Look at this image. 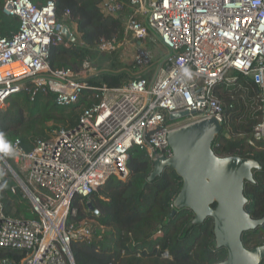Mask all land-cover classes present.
Listing matches in <instances>:
<instances>
[{
    "label": "built area",
    "instance_id": "built-area-1",
    "mask_svg": "<svg viewBox=\"0 0 264 264\" xmlns=\"http://www.w3.org/2000/svg\"><path fill=\"white\" fill-rule=\"evenodd\" d=\"M1 1L6 14L20 18V27L11 37L0 36V111L23 88L31 100L52 93L59 106L76 103L89 88L93 102L76 126L54 129L29 151L16 139L9 155L17 169L0 148V174L12 175L36 214L11 217L0 201V248L24 253L19 263L3 258L0 264H75L72 241L90 240L99 225V209L89 208L92 195L113 175L127 179L130 149L139 146L152 161L170 157L168 136L175 128L212 117L224 124L214 87L235 81L236 71L262 89L263 118L253 134L264 138V0H102L100 10L120 19L122 33L131 37L124 58L128 52L139 70L117 86H90L87 78L100 70L90 57L78 71L51 66V46L70 45L64 26L71 36L79 34L75 20H57L55 0L42 6ZM153 36L166 48L159 56L147 45ZM117 41L102 39L100 52L116 50ZM146 71L150 77L142 76ZM180 111L189 114L170 119ZM75 195L85 199L91 217L74 220ZM163 255L170 257L168 250Z\"/></svg>",
    "mask_w": 264,
    "mask_h": 264
},
{
    "label": "trees",
    "instance_id": "trees-1",
    "mask_svg": "<svg viewBox=\"0 0 264 264\" xmlns=\"http://www.w3.org/2000/svg\"><path fill=\"white\" fill-rule=\"evenodd\" d=\"M55 1L57 20L67 24L75 20L80 40L70 41L69 46L63 43L51 46L49 60L53 68L78 71L86 58L95 56L102 39L123 34L122 21L100 10L102 0ZM33 2L42 6L47 0ZM19 27L20 18L6 14L0 0V36L11 37ZM99 69L87 78L90 86H117L136 77L139 71L118 65ZM234 75L235 81H222L214 87V95L223 106L224 131L231 136L219 134L213 148L219 156L252 157L261 164V169L253 171L255 181L245 184V195L248 198L246 210L254 218H262L264 138L256 140L253 134L255 125L263 118L262 89L254 78L238 71ZM142 76L150 77V71L143 72ZM92 93L89 88L84 89L79 100L70 106L57 105L52 93L40 92L35 100H31L25 88L13 94L8 107L0 111V133L9 143L8 150L3 149L7 160L17 169L13 156L9 155L16 139L29 151L37 139L47 138L54 129L76 126L84 109L93 102ZM127 165L126 180L113 175L92 195L91 202L100 211L96 217L99 225L93 224L95 234L90 240L72 241L75 264H216L227 257L226 248L216 246L211 216L201 224H192L194 212L191 209L175 210L173 201L183 180L173 168L166 167L155 180L147 181L153 161L147 151L137 145L130 149ZM0 201L11 217L22 220L36 217L31 203L9 172L0 174ZM72 205L78 209L74 220L92 216L82 196L75 195ZM242 238L247 248L264 244V223L245 231ZM166 250L170 257L163 255ZM23 256L18 250L0 248V260L9 258L19 263ZM260 264H264V260Z\"/></svg>",
    "mask_w": 264,
    "mask_h": 264
},
{
    "label": "water",
    "instance_id": "water-1",
    "mask_svg": "<svg viewBox=\"0 0 264 264\" xmlns=\"http://www.w3.org/2000/svg\"><path fill=\"white\" fill-rule=\"evenodd\" d=\"M63 32L66 38L75 40L67 26ZM188 114V111L172 113L170 119ZM221 133L231 136L215 117L175 128L168 136L173 155L156 158L147 181L155 180L166 167L173 168L182 178V188L173 205L175 210L191 209L192 224H201L209 216L213 218L216 246L227 250V257L216 264H260L264 260V244L247 248L242 237L245 231L264 223V216L254 218L246 210L245 195V184L255 181L253 171L262 166L252 157L216 154L213 143ZM89 208H94L92 202Z\"/></svg>",
    "mask_w": 264,
    "mask_h": 264
},
{
    "label": "rangeland",
    "instance_id": "rangeland-1",
    "mask_svg": "<svg viewBox=\"0 0 264 264\" xmlns=\"http://www.w3.org/2000/svg\"><path fill=\"white\" fill-rule=\"evenodd\" d=\"M125 39L127 42H125ZM129 41H131L130 36H125V34H121L117 41L118 47L116 48V50L112 52H107V53L97 51L95 56L91 57L94 65L98 66L99 68H107L113 65H118L119 68L121 67L129 68L130 67V69L132 68L131 70H138L133 65L132 60L129 56H126L124 58V52H126V47L128 46ZM158 44H161L160 41L158 42L154 41L152 43H149V48L155 53L156 56H159V54H162L166 51V48L164 45L161 44L159 47ZM126 55H128V52Z\"/></svg>",
    "mask_w": 264,
    "mask_h": 264
},
{
    "label": "clouds",
    "instance_id": "clouds-1",
    "mask_svg": "<svg viewBox=\"0 0 264 264\" xmlns=\"http://www.w3.org/2000/svg\"><path fill=\"white\" fill-rule=\"evenodd\" d=\"M0 148L4 150H8L9 148V143L6 142V138L3 133H0Z\"/></svg>",
    "mask_w": 264,
    "mask_h": 264
},
{
    "label": "crops",
    "instance_id": "crops-1",
    "mask_svg": "<svg viewBox=\"0 0 264 264\" xmlns=\"http://www.w3.org/2000/svg\"><path fill=\"white\" fill-rule=\"evenodd\" d=\"M120 36V35H119ZM119 36H118V38H119ZM78 40H80V33L76 36V38H75V40L74 41H78ZM72 41V40H71ZM154 41H159V39L156 37V36H153L152 38H150L147 42H148V46H149V43H152V42H154ZM159 45V47H160V45L161 44H158ZM98 51H100L99 50V47H98ZM127 56H129V55H127Z\"/></svg>",
    "mask_w": 264,
    "mask_h": 264
}]
</instances>
